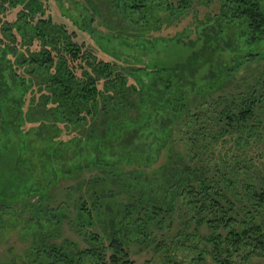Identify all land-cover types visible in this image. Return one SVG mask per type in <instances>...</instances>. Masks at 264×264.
<instances>
[{"label":"rangeland","instance_id":"1","mask_svg":"<svg viewBox=\"0 0 264 264\" xmlns=\"http://www.w3.org/2000/svg\"><path fill=\"white\" fill-rule=\"evenodd\" d=\"M243 30L218 0H0V264H264Z\"/></svg>","mask_w":264,"mask_h":264},{"label":"trees","instance_id":"2","mask_svg":"<svg viewBox=\"0 0 264 264\" xmlns=\"http://www.w3.org/2000/svg\"><path fill=\"white\" fill-rule=\"evenodd\" d=\"M218 1L221 4V8H223V10L228 11L231 14V17L234 18V20L235 18H238L239 21L244 20L247 23V31L243 30V34L246 36L247 42L257 46L259 43L264 41V3L262 0H218ZM174 107L178 109L180 108V106L177 103L174 104ZM250 113H251V109L250 107H248L247 109H245V118H242V120L246 121L247 119L246 115ZM214 220L217 223V226H219L221 223H223L224 217L223 216L216 217ZM226 226L227 228L230 229L233 228L234 227L233 220L229 218L226 222ZM249 236L250 235L246 234V238H248ZM242 237L243 235H241V233H239L238 231H232L230 233V236L227 237V239L230 240L235 247H237V244L235 242H240L242 240L240 238ZM216 238L219 239V235L216 236ZM222 241L223 240H221V242ZM256 243L258 244L259 249L264 253V237L256 239ZM110 247L113 250V254L110 257V259H112L113 264H119V262L121 261H122L121 264H133L129 260L128 255L118 244L113 243ZM53 251H57V250L53 249ZM87 254L92 256L94 253L89 251ZM56 256H58L57 253Z\"/></svg>","mask_w":264,"mask_h":264}]
</instances>
